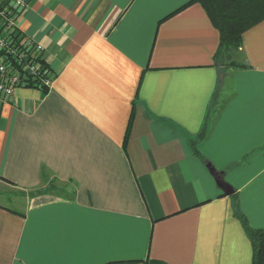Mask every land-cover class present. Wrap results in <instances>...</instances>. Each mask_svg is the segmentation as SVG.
I'll list each match as a JSON object with an SVG mask.
<instances>
[{
    "label": "crops",
    "instance_id": "1",
    "mask_svg": "<svg viewBox=\"0 0 264 264\" xmlns=\"http://www.w3.org/2000/svg\"><path fill=\"white\" fill-rule=\"evenodd\" d=\"M189 1L30 0L19 27L56 77L0 98V264H251L233 195L264 228V20L225 68ZM51 178L68 187L34 193Z\"/></svg>",
    "mask_w": 264,
    "mask_h": 264
},
{
    "label": "trees",
    "instance_id": "2",
    "mask_svg": "<svg viewBox=\"0 0 264 264\" xmlns=\"http://www.w3.org/2000/svg\"><path fill=\"white\" fill-rule=\"evenodd\" d=\"M200 3L206 10L208 16L212 20L214 26L218 29L220 41L217 51L214 55V62L218 66L229 69H239L244 65L234 59V52L242 48V38L246 30L264 20V0H190L186 5L182 6L175 12L193 3ZM222 83V81H220ZM44 92H48L50 87L33 85ZM218 90L215 95H217ZM221 102L218 106L208 112L206 121L198 139L202 140L209 132L217 112L219 111ZM134 119V109H132L128 126L125 133L126 144L131 126ZM196 141L193 142L195 154L200 155L196 148ZM235 199L234 208L235 215L242 223L245 232L252 244L253 255L251 264H264V228L254 229L250 226L246 216L241 212L236 193L233 195Z\"/></svg>",
    "mask_w": 264,
    "mask_h": 264
},
{
    "label": "built area",
    "instance_id": "3",
    "mask_svg": "<svg viewBox=\"0 0 264 264\" xmlns=\"http://www.w3.org/2000/svg\"><path fill=\"white\" fill-rule=\"evenodd\" d=\"M30 0H0V98L8 102L18 88L50 87L56 77L44 58V47L19 27Z\"/></svg>",
    "mask_w": 264,
    "mask_h": 264
},
{
    "label": "rangeland",
    "instance_id": "4",
    "mask_svg": "<svg viewBox=\"0 0 264 264\" xmlns=\"http://www.w3.org/2000/svg\"><path fill=\"white\" fill-rule=\"evenodd\" d=\"M221 81H222V83H220V89L218 90V93H217L216 98H215L216 105L217 104L219 105L223 101L222 94H223V92L228 90L227 89L228 88L227 81L226 80H221ZM216 105L212 104V110L215 108ZM66 186H67V184L64 183L63 181H59V180H56L54 178H51V179L45 181L42 186L37 188L34 191V193L36 192V194H38V193L43 194V193H47L48 191L49 192H55V191H58L57 189L64 191ZM14 206H16L17 208H22L19 204H16Z\"/></svg>",
    "mask_w": 264,
    "mask_h": 264
},
{
    "label": "water",
    "instance_id": "5",
    "mask_svg": "<svg viewBox=\"0 0 264 264\" xmlns=\"http://www.w3.org/2000/svg\"><path fill=\"white\" fill-rule=\"evenodd\" d=\"M211 168V173L214 176L217 185L223 190L226 195L234 194V188L223 178L222 174L216 169Z\"/></svg>",
    "mask_w": 264,
    "mask_h": 264
}]
</instances>
